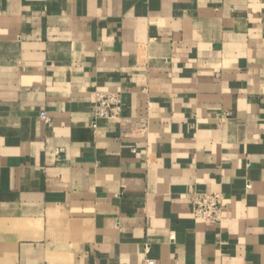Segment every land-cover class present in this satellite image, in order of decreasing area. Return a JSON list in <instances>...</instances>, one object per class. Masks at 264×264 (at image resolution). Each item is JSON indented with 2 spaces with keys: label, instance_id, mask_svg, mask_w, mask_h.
Here are the masks:
<instances>
[{
  "label": "crops",
  "instance_id": "obj_1",
  "mask_svg": "<svg viewBox=\"0 0 264 264\" xmlns=\"http://www.w3.org/2000/svg\"><path fill=\"white\" fill-rule=\"evenodd\" d=\"M0 264H264V0H0Z\"/></svg>",
  "mask_w": 264,
  "mask_h": 264
},
{
  "label": "built area",
  "instance_id": "obj_2",
  "mask_svg": "<svg viewBox=\"0 0 264 264\" xmlns=\"http://www.w3.org/2000/svg\"><path fill=\"white\" fill-rule=\"evenodd\" d=\"M124 102L119 91L98 92L92 111V124L101 120H111L122 115ZM41 118L49 122L46 111L41 112ZM191 202L194 216L197 219H206L219 222L226 207L224 196L220 192L194 191Z\"/></svg>",
  "mask_w": 264,
  "mask_h": 264
}]
</instances>
